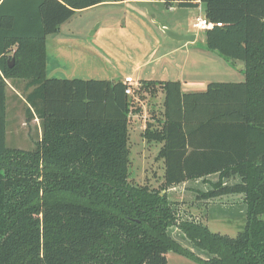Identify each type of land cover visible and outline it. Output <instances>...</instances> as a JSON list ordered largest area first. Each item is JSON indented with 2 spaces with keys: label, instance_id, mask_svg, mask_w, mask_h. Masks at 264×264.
I'll list each match as a JSON object with an SVG mask.
<instances>
[{
  "label": "trees",
  "instance_id": "obj_1",
  "mask_svg": "<svg viewBox=\"0 0 264 264\" xmlns=\"http://www.w3.org/2000/svg\"><path fill=\"white\" fill-rule=\"evenodd\" d=\"M122 1L135 0H0V264H168L170 252L197 264H264V0L179 3L205 5L215 24L205 47L243 63L245 81L193 94L179 82L159 83L165 124H148L143 137L164 143L160 189L129 181L128 86L47 75L49 36L78 11ZM20 78L27 119L43 128L32 151L6 142L7 80ZM216 174L219 181L208 182ZM233 175L241 183L224 186ZM199 180L213 187L199 199L243 194L248 217L237 237L194 219L177 225V205L162 192ZM174 226L209 259L172 238Z\"/></svg>",
  "mask_w": 264,
  "mask_h": 264
},
{
  "label": "rangeland",
  "instance_id": "obj_2",
  "mask_svg": "<svg viewBox=\"0 0 264 264\" xmlns=\"http://www.w3.org/2000/svg\"><path fill=\"white\" fill-rule=\"evenodd\" d=\"M133 6H137L140 9L143 6H146L143 8L152 12L151 14H148V17L146 16L147 23L151 24V18L156 15V22L164 23L166 25L168 24V26L172 28L171 31L175 32L177 35L179 34L177 32L181 29L179 26L175 25V21L179 20L181 25L192 27L196 18L204 17L203 13L200 15V12L194 10H189V12H181V10H179L178 13L173 14L167 7L159 3L141 5V7L139 5ZM115 9L116 7L113 6H103L90 11L85 10L79 12L71 20L61 26V34H55L48 38L49 66L50 70L52 67H56L57 71L54 73L56 78H66L64 77V74H70L73 68H76L73 74L76 73L80 78L84 76H86L84 78L88 77L93 80H105L107 78L106 64H104L103 56L100 53L98 54V58L90 62L88 57L89 54L86 51L80 50V46H69V44L64 42L65 39H68L75 34V37L78 38V40L90 41L98 39L101 43L107 40V37L109 36L108 33H110L108 31H114L117 29L123 31L127 26L130 30H134L138 33L140 32L137 29L131 28V22L119 23L117 15L113 12ZM183 13H186V15L188 13V17L186 15L180 17ZM96 27L100 28L99 33L97 36L95 35L92 37L91 33ZM191 30L193 34L198 35V44L201 45V38L204 33L198 32L193 28ZM101 33L102 35H99ZM60 39L64 41L59 43ZM72 47H74V51L69 52ZM73 52H78L75 55L76 61ZM216 57H218L223 65L226 61L231 63V60H228L223 56ZM111 66L112 65H109L110 69H112ZM226 67L227 66L213 73L215 83H237L245 81V76L244 74H241L240 71L232 68V72H230L228 71V68L226 70ZM7 84V146L9 149L32 151L36 148L37 141L42 138V123L39 120L31 122L32 119H27L28 106L26 104V95L29 93V91H26L27 82L20 78L7 80ZM155 95L149 93L146 95V93L142 91L137 92L133 95V97L135 96V99L132 98L134 109H141L144 104H153L155 102L153 99L156 98L154 97ZM143 122L144 119L140 114L138 116H133L130 120L129 144L131 155L129 181L133 185H146L153 189H160L164 183V164L159 160L157 155L158 150L153 144L147 143L143 140V130L141 129V127L144 126ZM185 186L186 187L183 190L178 188V190H175L176 192H171L170 194L174 196L170 195V197L172 200H177L180 204L181 210H184V213L189 215L191 213V207H189V205L191 201L197 200L198 197L197 190L206 191L207 187L203 181H199L195 184L194 182H191ZM196 186H198V188H196ZM198 205L202 206L203 203L200 202ZM202 210L201 213H203L204 216L203 224L213 233L235 238L245 228L247 207L242 196L234 195L224 197L219 199L215 205ZM188 211L190 213H188ZM194 211H196V214L199 213V209ZM194 211L192 212L193 214H195ZM169 232L184 248L193 252L195 251L191 241H189L177 227H172ZM199 253L202 255L203 259H209L208 253ZM166 256L168 264H197L174 252H170Z\"/></svg>",
  "mask_w": 264,
  "mask_h": 264
},
{
  "label": "crops",
  "instance_id": "obj_3",
  "mask_svg": "<svg viewBox=\"0 0 264 264\" xmlns=\"http://www.w3.org/2000/svg\"><path fill=\"white\" fill-rule=\"evenodd\" d=\"M184 0H175V1H150V0H135V1H122V2H108L103 3L98 6H95L86 11H90L103 6H113L116 7L113 11L117 15L119 23L121 22H131L130 26L132 29H137L140 32L130 30L126 27L123 31L117 30H106L108 33L107 40L99 42L97 40L82 41L78 40L73 34L68 39H65L64 43L69 44V46H80V50L86 51L89 54L90 62L99 57V53L103 56L104 64H106L107 78L105 80L111 81H121L125 82L126 78H131L133 94L129 95L131 98L135 99L134 94L139 91L145 92L146 95H156L155 102L150 105H143L138 109H134L132 103V114L130 120L133 116L142 115L144 119V126L141 127L143 130L142 138L147 143L153 144V146L160 152L161 148L164 146V143L148 142L143 137V133L147 129V125L150 124L152 128L156 131L162 130L165 124V93L163 88L159 83L166 82H179L181 84V89L183 94H193V93H204L207 91L208 85L215 83L213 73L221 70L223 67L228 68V71L232 72L233 69H237L244 74V64L241 62L226 63L223 65L218 57L220 56L216 52L207 50L205 47V35L203 34L201 38V45L198 44V35L196 34V41L193 43H180L168 38L158 27L157 24H161L164 27L172 30L168 24L156 22V15L151 18V24L147 23L148 14L150 10L144 9L146 6L141 7V5H148L152 3H159L168 8L173 14L181 12H189V10H194L203 13L206 16V8L203 3L200 1L194 2V7H181L179 6L180 2ZM132 5V8H131ZM139 5L141 7L138 8ZM85 11V10H82ZM82 11H78L82 12ZM146 11V12H145ZM76 13V14H77ZM75 14V15H76ZM186 13L180 15V17L185 16ZM188 15V13H187ZM186 15V16H187ZM190 15V14H189ZM123 17V18H122ZM188 17V16H187ZM197 19V18H196ZM64 25V24H63ZM62 25V26H63ZM175 25L179 26L178 35H187L193 34L192 27L183 26L180 24V21H175ZM101 27V26H100ZM100 28L96 30L91 36H97ZM134 31V32H133ZM174 31V30H173ZM175 33V32H174ZM58 34H61L59 32ZM99 35H102L99 34ZM50 37V36H49ZM48 37V38H49ZM48 38H47V53H48ZM71 40V41H70ZM64 40L60 39V42ZM74 51V47L70 49L69 52ZM68 52V53H69ZM78 52H73L75 61L76 54ZM221 57V56H220ZM49 53L47 57V75L48 78H56L54 76L56 67H52L50 70L49 66ZM73 61V60H72ZM109 65H112L110 69ZM231 68H229V67ZM76 68L71 70L70 74H64L66 78L58 79H79V80H93L91 78L79 77L75 72ZM64 72V70H63ZM245 76V74H244ZM136 77V78H135ZM155 82L156 86L153 88V91L147 92L142 90V83L144 82ZM241 83V82H237ZM133 101V100H132ZM157 101V102H156ZM138 113H137V112ZM34 117L32 121H38ZM40 121V120H39ZM153 124V125H152ZM43 136V128H42ZM129 137H130V123H129ZM42 140V138H41ZM41 140L37 141L40 142ZM130 141V138H129ZM36 143V145H37ZM130 143V142H129ZM130 145V144H129ZM156 150V151H157ZM157 151V155L159 152ZM131 155V152H130ZM130 158V157H129ZM163 162V159H159ZM165 165V164H164ZM186 186L181 187L183 190ZM198 188V186H196ZM195 190V189H194Z\"/></svg>",
  "mask_w": 264,
  "mask_h": 264
},
{
  "label": "flooded vegetation",
  "instance_id": "obj_4",
  "mask_svg": "<svg viewBox=\"0 0 264 264\" xmlns=\"http://www.w3.org/2000/svg\"><path fill=\"white\" fill-rule=\"evenodd\" d=\"M209 181L208 182H210V183H217L218 181H219V175L218 174H216V175H212V176H210V177H208L207 178ZM191 183V182H190ZM195 183H197V181H195L194 182V184ZM239 183H241V178H240V176L239 175H233V176H231L230 178H225L224 180H223V185L224 186H233V185H236V184H239ZM205 185H206V187H207V190L206 191H203V190H197L198 191V197H197V200H193V201H191V203H190V205H189V207H191V213L188 211V213H190L189 215H186L185 213H184V210H181V208H180V204L178 203V201L177 200H172L171 199V197H170V195H172V194H170L171 192H170V189H168V190H164L163 192H162V194L163 195H166L167 197H168V200L170 201V202H172V203H175L177 206H176V208H177V210H178V214H177V225H179V224H181L182 222H184V221H190V220H192V219H194V220H197V221H200V222H202L203 223V220H204V216H203V213H201V211H203L202 209H204V208H208L209 206H212V205H215V203L219 200V199H222V198H224V197H228V196H234V195H239V196H242L243 197V201H244V203H245V205H246V202H245V200H244V196H243V194H228V195H222V196H218V197H215V198H213V199H208V200H203V199H199V197H200V194H201V192H208V191H210V190H212L213 189V187L211 186V184H209V183H205ZM173 192H176V191H173ZM197 195V194H196ZM172 196H174V195H172ZM182 197V196H181ZM185 197V196H184ZM175 198H179V197H175ZM200 202L201 203H203V205L201 206H199L198 204H200ZM201 207V208H200ZM246 207H247V205H246ZM196 209H199V213H197L196 214V211H194V210H196ZM194 211V213L195 214H193L192 212ZM247 217H248V214H247ZM247 217H246V224H247ZM260 220H262L263 222H264V215H262V216H260ZM174 227H177V226H174ZM245 227H246V225H245ZM244 230H245V228H244ZM243 230V231H244ZM242 231V232H243ZM241 233V232H240ZM239 233V234H240ZM238 234V235H239ZM195 252V251H194ZM197 253V252H196Z\"/></svg>",
  "mask_w": 264,
  "mask_h": 264
},
{
  "label": "water",
  "instance_id": "obj_5",
  "mask_svg": "<svg viewBox=\"0 0 264 264\" xmlns=\"http://www.w3.org/2000/svg\"><path fill=\"white\" fill-rule=\"evenodd\" d=\"M159 29L170 39L177 41V42H184V43H193L196 41V35L195 34H187V35H177L174 32H172L170 29H168L167 27H164L161 24H157ZM98 29V27H96L91 34H94L96 32V30ZM12 64H14V60H12ZM12 67V66H11ZM199 181H203V180H199ZM197 181V182H199ZM190 182H186V183H182L178 186H174L169 188L170 192H173L175 190H178V188L184 187L185 185L189 184ZM180 230V229H179ZM181 231V230H180ZM182 232V231H181ZM183 233V232H182ZM184 234V233H183ZM171 235V234H170ZM172 236V235H171ZM184 236L188 239V237L184 234ZM172 238H174L172 236ZM175 239V238H174ZM176 240V239H175ZM189 240V239H188ZM190 241V240H189ZM192 243V242H191ZM193 248L195 249V252H197V254L200 256L201 254L199 252H205V251H201L195 248V246L192 243ZM207 253V252H206ZM209 255V254H208ZM202 258V255L200 256ZM210 257V256H209Z\"/></svg>",
  "mask_w": 264,
  "mask_h": 264
},
{
  "label": "built area",
  "instance_id": "obj_6",
  "mask_svg": "<svg viewBox=\"0 0 264 264\" xmlns=\"http://www.w3.org/2000/svg\"><path fill=\"white\" fill-rule=\"evenodd\" d=\"M193 27L198 32L205 33L207 31L212 30L215 27V24L212 23L211 21H209L206 16H204V17H198L195 20V22L193 24ZM124 83L128 86V89L126 90V94L127 95H132L133 94V90L131 88V85H132L131 78H126Z\"/></svg>",
  "mask_w": 264,
  "mask_h": 264
}]
</instances>
